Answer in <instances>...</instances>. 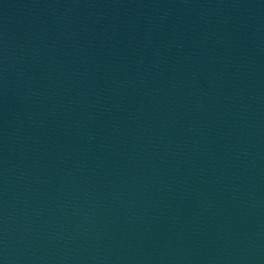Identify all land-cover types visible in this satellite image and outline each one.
<instances>
[{
	"label": "water",
	"instance_id": "1",
	"mask_svg": "<svg viewBox=\"0 0 264 264\" xmlns=\"http://www.w3.org/2000/svg\"><path fill=\"white\" fill-rule=\"evenodd\" d=\"M27 264H264V209L204 219Z\"/></svg>",
	"mask_w": 264,
	"mask_h": 264
}]
</instances>
